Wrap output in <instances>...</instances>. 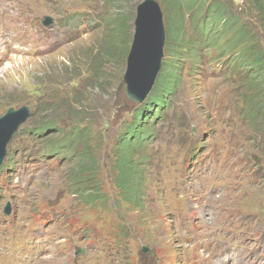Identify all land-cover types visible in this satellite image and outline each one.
Here are the masks:
<instances>
[{
	"label": "rangeland",
	"instance_id": "374dc122",
	"mask_svg": "<svg viewBox=\"0 0 264 264\" xmlns=\"http://www.w3.org/2000/svg\"><path fill=\"white\" fill-rule=\"evenodd\" d=\"M141 1L52 0L51 3L37 2L27 12L24 22H20L22 32L18 33L16 37L0 32V48L4 45L5 39L10 41V48L0 53V55L6 53L9 58L1 60L3 68L0 69V117L6 114L9 109L20 111L25 108L28 112L27 118L20 124L28 123L24 124L25 126L20 128L7 144L9 151L16 147L4 157L3 164L9 163L10 170L6 171L3 177L0 176V192H7L1 201L12 196L16 212L24 211L27 201H30L32 205L40 200L52 203L50 201L55 195H59L60 187H63L67 182L66 172H70L77 161L76 157L67 158L65 154L51 155L45 159L40 156L45 147L43 140L55 136L57 130H48L44 138L39 137L37 131L30 132L33 119L29 112L32 111L35 97H40V104L51 101L47 110L37 111L35 114H50L48 109H52L49 107L54 106L53 112L55 115L61 114L62 118L60 119L66 124L69 120H81L80 118L74 119L77 116H69L71 111L69 112L67 105L84 111L85 118L83 120L92 123L94 131L102 130L104 133V138L95 142L94 147L97 146L96 143H99V151L96 150L97 153H101L105 165H107L109 143L114 141L122 130L130 129L128 124L132 115L131 110L139 104L129 100L123 80L126 71V54L134 34L135 8ZM156 1L161 7L164 20L161 0ZM178 1L184 13L185 37L189 39L183 51L189 62H193L199 67L205 66L211 75H215V77L211 76V85L216 88H212L210 85L208 97H201V91H206L204 85L208 86L210 81L208 75L198 71L197 77L194 78L198 85L193 83L189 91L176 92L173 96L176 102L174 104L179 109L182 108L181 103H184L189 109L194 108L193 116L195 118L197 116V118L193 124L196 127H201L209 119H213L216 129L222 131L221 134L216 132L214 137L216 140L224 144L233 142L234 147L241 154L242 162L244 154L252 156V159L245 164L250 168V171L255 169L253 158L256 155L259 156L258 182L260 185L264 184L263 115L258 114L256 117L254 113L244 110L242 107H246L244 102H247V107H250L253 102L257 101L260 107L259 113H261L264 102L262 99L259 100L252 88L255 80L258 82L259 79L257 77L249 78L251 80L249 83L246 76L242 75L249 69L248 67H251L247 65L242 51L245 45H225L219 37L215 36L211 30V21L216 18L211 10L207 9V3L202 7L198 5L191 7L190 0ZM221 1L227 6V13L237 16L239 24L247 25L250 28L254 42L264 52V14L257 10V4L253 0ZM9 8L5 7L4 10ZM73 10L81 11V14L74 17ZM130 12L131 16H129ZM45 14L53 17V22L48 26L40 23L41 17ZM111 16H113L112 19H117L113 28L111 24L106 26ZM218 23L220 24L219 21ZM119 27L123 34L115 35L113 39H109V32L115 31ZM221 28L223 25L217 26L219 33ZM221 34L227 35L229 38L233 36L232 32H222ZM54 35L59 40L65 39L66 42L52 44L45 52L32 54L28 51L49 46ZM22 52H26V54L22 55ZM30 54L31 56H29ZM166 57L167 55L164 53L163 59ZM227 58L235 63V70H231L227 66L229 65L226 62ZM203 77L205 80L201 81ZM187 78L186 75L182 80L181 89L187 88L185 83ZM189 78L193 79V77ZM258 83L260 86L264 85V82L259 81ZM250 85H252L251 89L245 91L244 89ZM231 88H235L237 91ZM223 91L226 98L221 106H218L216 94ZM75 95L80 98L74 99ZM201 102L211 105V115L210 108L203 109V106L200 105ZM228 109L233 112V116L228 114ZM23 114L25 115V112L21 111L16 116ZM77 148L84 151L80 144H77ZM142 167L146 182L142 203L136 207L131 206L129 209L126 206L130 207V205L124 200L121 202V197L117 192L111 193L109 196V202L113 201L114 204L117 201L121 202L120 211H127L128 215L136 221L142 233L131 234L132 238L126 246L116 242L109 246L96 242L92 251L99 249L100 254L110 251L123 255L134 252L141 256L142 246H147L149 251L154 250L155 247H159L163 252H172L178 249L181 231H175L170 225V221L163 217L162 203L156 204L155 201L147 200L146 196L148 189L152 186L150 184L153 173L148 172L144 166ZM103 169L104 174L107 175L109 170L106 167ZM5 178H7L6 183ZM116 206L118 207V205ZM256 210L260 213V219L264 224V206H258ZM34 223L32 221L23 224L31 226L33 231L18 238L20 243L19 264H58L57 260H61L60 264H74L73 260H77V258L74 256L73 248L65 247L59 256H53L57 247V235L55 232L45 229L48 223L38 225L37 230L33 227ZM2 234L3 225H0V238ZM247 234L259 235L258 225H255L253 230ZM18 236V230L11 235L9 240L12 242V246ZM262 237L264 238V235ZM5 246L7 247V243ZM44 249H47V252H44ZM6 253L9 264H18L17 254H9V247H7ZM0 264H3L2 259H0ZM149 264H153L152 258H150Z\"/></svg>",
	"mask_w": 264,
	"mask_h": 264
},
{
	"label": "trees",
	"instance_id": "16d2710c",
	"mask_svg": "<svg viewBox=\"0 0 264 264\" xmlns=\"http://www.w3.org/2000/svg\"><path fill=\"white\" fill-rule=\"evenodd\" d=\"M253 1L257 4V10L264 14V0ZM161 3L164 11L165 26L164 53H166L167 57L165 59L162 58L161 67L153 85L154 87L147 97L149 101L151 99H153L152 101H160L176 93L175 88L178 86V78L181 75V59L186 57L183 49L189 41V39L185 37L184 13L179 1L161 0ZM206 3L207 9L211 10L216 20L220 22L221 26L223 25L224 32L233 33V36L230 37L229 44L245 45L242 51L245 55L247 65L251 66L248 68L250 69L252 78L257 77L259 79L258 82H264V52L257 47V44L254 42V36L251 34L250 28L247 25L239 24L237 16L227 13V6L221 0H190L191 7H194V5L202 7ZM129 14V16H131L132 13L130 12ZM112 17L113 16L109 17L106 24L107 27L110 24L112 28L115 27L117 19H112ZM109 34V39H113L115 35L119 36L123 34V31L119 27L116 28L115 31L109 32ZM258 82L255 80L252 88L255 90L254 94L258 96L259 100L262 99L264 101V85L260 86ZM77 98L80 97L75 95L74 99ZM67 101L66 99V102ZM66 107L69 112L71 111L69 116H77L74 117V119L80 118L83 120L85 118L83 116L84 111L76 110L68 105ZM49 108H52L48 109L50 114L38 113L31 116L33 125L42 124L53 126L55 120H61V114L55 115L53 112L54 106H50ZM133 118L134 120H132L129 125L130 129L128 133L122 132L120 137L116 140L113 148V166L111 167L113 171L115 170V173H113L114 182L118 185L121 199L130 205V207L126 206L129 209L131 206L136 207V205L142 203L145 185L144 172L142 170L144 146L140 140V136L142 132L147 129L149 122V119L143 117V112L140 111L139 106L133 112ZM131 133L133 134L132 139L129 137ZM77 136L78 144L81 145L84 151H80L77 164L71 168L70 179L74 183L82 185V191H84L85 196L96 195L99 191L97 175L99 156L97 150L99 151V143H96L97 146L94 147L95 142L91 141L88 129L85 131L79 130Z\"/></svg>",
	"mask_w": 264,
	"mask_h": 264
},
{
	"label": "water",
	"instance_id": "95a60500",
	"mask_svg": "<svg viewBox=\"0 0 264 264\" xmlns=\"http://www.w3.org/2000/svg\"><path fill=\"white\" fill-rule=\"evenodd\" d=\"M133 31L123 82L128 98L141 102L150 91L164 56L165 27L162 10L156 0H142L136 5ZM21 111L25 115L16 116ZM26 117L25 108L20 111L9 109L0 117V163L11 135Z\"/></svg>",
	"mask_w": 264,
	"mask_h": 264
},
{
	"label": "bare ground",
	"instance_id": "6f19581e",
	"mask_svg": "<svg viewBox=\"0 0 264 264\" xmlns=\"http://www.w3.org/2000/svg\"><path fill=\"white\" fill-rule=\"evenodd\" d=\"M3 7H4V8H5V7H11V5H10V3H4V4H3ZM4 8H3V9H4ZM55 40H56V39H54V41H55ZM32 56H33V55H32Z\"/></svg>",
	"mask_w": 264,
	"mask_h": 264
}]
</instances>
